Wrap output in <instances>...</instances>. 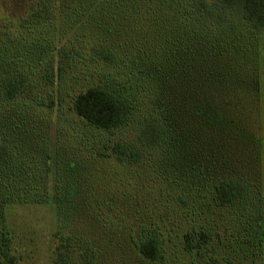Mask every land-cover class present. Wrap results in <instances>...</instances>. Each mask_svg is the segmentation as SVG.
<instances>
[{"label": "trees", "instance_id": "obj_1", "mask_svg": "<svg viewBox=\"0 0 264 264\" xmlns=\"http://www.w3.org/2000/svg\"><path fill=\"white\" fill-rule=\"evenodd\" d=\"M16 21L4 26L15 34L0 36L10 47L9 57L0 52V105L58 111L61 118L68 100L80 127L109 138L96 158L154 171L158 165L167 199L181 209H231L240 225L264 207L260 122L252 123L239 98V112L226 98L242 89L255 95L263 85L257 55L264 0H31ZM86 73L65 92L68 77L78 81ZM22 125L11 120L14 132L0 130V264H17L6 233L7 205L40 200L51 171L49 145L37 138L27 149ZM31 130L38 135V126ZM211 169L222 175L212 180ZM197 174L198 191L209 186L203 199L186 180ZM74 201L56 200L72 220ZM151 220L130 235V245L138 259L165 264L171 235ZM212 226L193 213L181 230L182 252L203 259L218 235ZM257 237L249 241L260 250ZM97 251L81 235H62L57 246L58 258L72 264H93Z\"/></svg>", "mask_w": 264, "mask_h": 264}, {"label": "rangeland", "instance_id": "obj_2", "mask_svg": "<svg viewBox=\"0 0 264 264\" xmlns=\"http://www.w3.org/2000/svg\"><path fill=\"white\" fill-rule=\"evenodd\" d=\"M30 3L31 0H0V36L1 31L6 32L9 38L16 33L12 26H4L25 16ZM258 50L257 72L260 74V85H263L255 95L242 89L238 97L237 94H228L230 89H227L226 98L234 99L236 110L239 98L241 110L249 111L250 119H256L252 123L256 126L257 120L260 122L257 134L262 138L260 164L263 166L264 184V38L259 41ZM9 51V44L0 40V52L9 57ZM105 72L110 73L111 70L106 69ZM87 75H80V79L73 82L68 77L65 92L70 91L74 83V87H78ZM69 105L68 100L63 103L61 118H57L58 111L46 114L30 106L0 105V130L8 134L14 132L8 127L11 120L13 124H23L22 131L25 133L22 134L27 149L32 148L34 139L38 138L40 146L49 145L51 161L46 195L37 201L9 204L5 209L6 233L17 264H72L57 256L60 238L66 234L81 235L94 243L99 255L93 264H152L138 259L129 241L130 235L136 234L137 228L152 218L162 226L165 234L171 235L165 264H228L227 257L234 264H264L263 206H259L253 218L243 220L240 225H236L231 209L207 205L201 209L175 206L171 198L167 199L170 193L163 184L158 165H154V171L152 167L118 165L96 158V150L109 139L108 136L80 127ZM234 119L238 124L243 122L242 118ZM29 126H38L37 136L33 130L32 133L27 132ZM125 133L124 136H128L129 131ZM16 136L19 138V132ZM202 171L208 174L205 169ZM221 175L218 169H211L209 173L212 180ZM186 180L190 189L201 194L199 199L205 198L209 186L202 192L198 191L203 185L198 174L188 175ZM177 189L172 190V195ZM58 196L65 202L74 198L78 211L73 220L69 215L72 214L70 209L56 204V200L60 199ZM103 203L112 205V210L103 211ZM187 208L193 212L190 213ZM193 213L199 214L204 225L213 224L218 232L204 251L206 255L203 259L185 255L179 245L181 230L191 223ZM258 235L261 237L260 250L249 241L257 239Z\"/></svg>", "mask_w": 264, "mask_h": 264}]
</instances>
